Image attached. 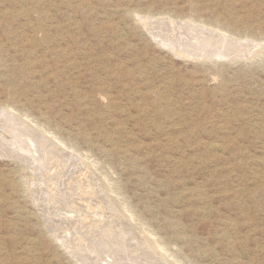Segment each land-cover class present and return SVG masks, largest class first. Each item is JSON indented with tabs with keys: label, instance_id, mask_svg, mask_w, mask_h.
Returning <instances> with one entry per match:
<instances>
[{
	"label": "rangeland",
	"instance_id": "374dc122",
	"mask_svg": "<svg viewBox=\"0 0 264 264\" xmlns=\"http://www.w3.org/2000/svg\"><path fill=\"white\" fill-rule=\"evenodd\" d=\"M145 15L197 19L247 49L180 58ZM0 105L80 150L92 209L124 203L117 222L148 231L170 263L264 264V0H0ZM1 151L0 264H80L73 247L90 242L115 257L97 226L59 220L88 209L81 192L53 197L55 166L46 182Z\"/></svg>",
	"mask_w": 264,
	"mask_h": 264
},
{
	"label": "bare ground",
	"instance_id": "6f19581e",
	"mask_svg": "<svg viewBox=\"0 0 264 264\" xmlns=\"http://www.w3.org/2000/svg\"><path fill=\"white\" fill-rule=\"evenodd\" d=\"M139 20H141L143 23L142 25H144L150 31L151 38L160 47H163L164 49L172 52L177 57L186 58L188 60L190 59L191 61L192 60L193 61H212V62H218V61L220 62V61H227V60L234 61V60H237L238 57H240V56L242 57V52L247 49L245 47L247 45V43L245 44V42L242 41L243 37H247V36H244V35L240 36V35H236L235 33L231 34V33L227 32L223 29H220L217 26L213 27V28L212 27H206V25H207L206 23H204L203 21H199L197 19L189 18L187 20L186 19H175L174 20L171 17H167V18L163 17L162 19H158V18L154 19L150 15H145V16H142V18H140ZM256 43H258V42H256ZM253 44H255V43H253ZM256 47H258V46H256ZM249 48H250V45H249ZM249 50L250 49H248V51ZM243 55H245V54H243ZM248 56H249V54H248ZM154 105H156V103ZM9 106L8 105L7 106H3V105L1 106L0 105V136H2L3 139H5V142H3L2 146H0L1 150H2L1 153H4V154H6L7 157H10V158H13V159L19 161L20 162L19 164H21L24 169L29 170L30 173L34 176L36 174L39 175L38 173H41V175H43L45 177V173H46V169H47L48 164H50L51 166H55L54 171L57 172L58 176H59V174H60V176L61 175L62 176L59 178V182H58L57 186H55L56 183H54L52 186H50L52 191L54 192V193L52 192L53 197L62 199V198H65V195L69 194L70 192H77V193L81 192V193H79L80 201H81L80 206H81V208L86 207L88 209L87 211H84L83 213L81 212L83 215H80L81 214L80 212H79V214H77L78 213L77 210L72 212V210H74V209H72L71 212L70 211L69 212L64 211L65 213L64 212L60 213V212H58L60 210H58L56 214H58L57 216H59V220L63 219V221H65V222H73L74 220H76V221L78 220V222H80L84 226H88V225L97 226V228L100 230L99 235L102 234L101 236L103 238L101 241V244H108L110 246V249H107V252L110 251L113 253L112 256L113 255L115 256L114 258L110 257L111 259H109V258L107 259L106 258L107 256L106 257L104 256L105 252H103V253L98 252V250L93 247L94 244L90 245L91 244V242H90V244H86V246H84L85 244L84 245L78 244L79 246L76 245V247L72 246L74 253H72V252H70V253H72L71 256H73L77 262H79L80 264H91V263L93 264V261L95 260V261H98L96 263L100 262L99 264H176V262L170 263L169 260H167L166 257L164 256L165 254L163 255L162 253L159 252L161 248L159 246L157 247V244H158L157 241L158 240H156L157 244H155V243H152L151 240L149 239L150 234L148 235L149 238L145 237L146 233L148 234V231L147 232L145 231V236H143V233H142L143 231L140 232L139 229L136 230L135 228H134V230H136V231H134V230L132 231L130 229V227L127 226V225L130 226V224H127V223L123 224L122 222L121 223L117 222V220L121 219L122 218L121 216H123V214H124L123 213L124 212L123 206L125 205L124 203H123V205L122 204L120 205L117 203H115V205H114V203L112 202L114 206L112 208L111 207L110 208H111V210L113 208L114 209L111 212L108 211L109 213L104 212V211H100L99 209H98V211L93 210L94 208L92 209V204H91L92 201L91 202L88 201V199H87L88 197L84 196L83 193H86V195H87V193H89V191H91L93 193L96 192V190H94V187H95L94 186L95 185L94 179H92V177H91L93 175L90 174L91 175L90 176L85 170H83L81 168L82 164H83V161L81 158L83 154H81V151L78 150L76 147L70 145V144L68 145V143H65L64 140H61L60 138L58 139V138L54 137L55 135L53 136L52 135L53 133L50 132L51 135L54 137V139L57 140V142L61 143L62 145L67 146V148H70V150L73 151V152L70 151L71 153L64 152L62 148H60L58 145L54 144L50 139H48L44 135V133L47 135V131H45L42 126L37 127V129L31 128V126L29 127L22 120L23 117L17 116L15 113H13L12 108H9ZM159 106H157V108ZM157 128H158V126H157ZM164 129H165V127H164ZM27 140H28V142H27ZM213 146H211V148ZM58 169H60V171H58ZM50 172H51V170H50ZM50 172H48V173H50ZM52 174H53V172H52ZM43 178H42V180H43ZM55 179H58V178L55 177ZM45 181L46 182L47 181L52 182L53 180H50V178L47 179L45 177ZM35 185L37 186V184H35ZM43 185H45V184H43ZM95 188H97V187H95ZM51 189H50V191H51ZM97 190H99V189H97ZM44 191H47V190L45 189ZM101 191H105V189H102ZM77 193H76V195H78ZM90 194H92V193H90ZM91 197H93V195H91ZM91 197L89 196V198H91ZM77 198H78V196H77ZM39 199H40V197H39ZM103 199L104 198H102V200ZM55 200H53V201H55ZM78 200H79V198L77 199V201ZM66 201H67V199H66ZM65 203H67V202H65ZM74 203H72V204H74ZM69 204L70 203H68L66 205H69ZM103 204H104V200H103ZM62 206H64V205H62ZM72 206H74V205H72ZM126 206H128V205H126ZM53 207H55V204ZM78 207L79 206H77V208ZM107 207H109V206H107ZM49 208H50V206H49ZM56 208H58V207H56ZM59 208L63 209L62 207H59ZM66 208H70V206H68ZM63 210H65V209H63ZM125 212H127V210ZM48 215H50V214H48ZM54 215H55V213H54ZM55 217H54V219H55ZM45 218H47V217H45ZM48 219H49V221L51 220L50 217ZM76 221H74V222H76ZM124 221L126 222V220H124ZM142 223L144 224V222H142ZM46 224H47V222H46ZM143 224H142V226H144ZM77 226H79V225H77ZM140 226H141V224H140ZM140 226H138V227L140 228ZM133 227H136V225ZM146 228H148V227H146ZM72 229H73V227H72ZM144 229L142 227L141 230H144ZM149 229H151V228H149ZM74 230H76V229L74 228L73 231ZM87 230H85V232ZM67 234H68V232H67ZM74 236H75V234H74ZM96 236L98 238V235H96ZM151 236L153 237V235H151ZM155 238H156V236H155ZM78 239H79V237H78ZM153 240L154 239H152V241ZM153 242H155V240ZM92 243H94V242H92ZM160 243H162V242H160ZM160 243L158 245H160ZM158 248H160L159 251H158ZM166 250H167V248H166ZM119 253H121V254L119 255ZM99 254H100V256H99ZM168 255H167V258H169ZM162 258H164V259H162Z\"/></svg>",
	"mask_w": 264,
	"mask_h": 264
}]
</instances>
